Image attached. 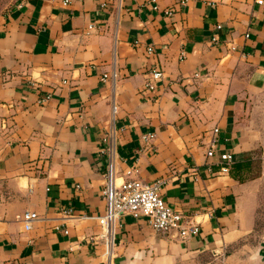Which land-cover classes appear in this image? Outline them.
Wrapping results in <instances>:
<instances>
[{"label": "crops", "instance_id": "obj_1", "mask_svg": "<svg viewBox=\"0 0 264 264\" xmlns=\"http://www.w3.org/2000/svg\"><path fill=\"white\" fill-rule=\"evenodd\" d=\"M152 70L160 79L148 91ZM263 93L264 0H25L1 10L0 264H211L221 252L222 264H264V231L252 252L247 243L258 194L220 173L218 159L250 162L259 130L248 101ZM109 178L163 181L162 200L198 233L181 240L122 216L107 261L95 218ZM24 212L37 216L28 231Z\"/></svg>", "mask_w": 264, "mask_h": 264}, {"label": "built area", "instance_id": "obj_2", "mask_svg": "<svg viewBox=\"0 0 264 264\" xmlns=\"http://www.w3.org/2000/svg\"><path fill=\"white\" fill-rule=\"evenodd\" d=\"M151 1L154 2L155 0ZM146 53L150 54L151 48H146ZM105 78L107 76L103 75L102 79ZM108 78L114 80V72ZM158 79H160V72L157 70L150 71L144 86L145 89L152 91L154 83ZM47 99L48 96H45L39 100V103L43 104ZM217 132V128L214 127L206 137L204 151L206 158H211L216 151ZM151 137V135L142 137L143 143H147ZM218 159L220 161L219 172L227 173L232 165L231 155L219 153ZM163 185V181L145 184L138 180H126L116 183L110 178L104 183L100 192V198L105 203V211L103 216L95 219L101 230L97 238L101 241L103 256L106 257L107 261L110 259L115 230L119 227V219L122 216H130L132 218L142 216L153 232L170 235L173 238L181 240L195 236L198 233V222L193 220L192 217L174 211L162 200L159 192ZM35 220H37V216L34 213L24 212L20 217L23 230L28 231L30 224Z\"/></svg>", "mask_w": 264, "mask_h": 264}, {"label": "rangeland", "instance_id": "obj_3", "mask_svg": "<svg viewBox=\"0 0 264 264\" xmlns=\"http://www.w3.org/2000/svg\"><path fill=\"white\" fill-rule=\"evenodd\" d=\"M21 1L25 0H0V11L7 10ZM248 103L252 109L255 127L259 130V140L253 149L252 159L248 168L241 174V181L252 182L254 190L258 194L257 207L254 212V224L249 232L250 239L247 242L250 246V252H252L254 246L261 240L264 231V93L249 99ZM224 254V252L219 253L218 258L211 260V264H222ZM250 255L252 256L253 253Z\"/></svg>", "mask_w": 264, "mask_h": 264}, {"label": "trees", "instance_id": "obj_4", "mask_svg": "<svg viewBox=\"0 0 264 264\" xmlns=\"http://www.w3.org/2000/svg\"><path fill=\"white\" fill-rule=\"evenodd\" d=\"M248 165L249 163L246 165H241V164H234L233 166L231 165L228 172L230 170L234 171V173H232V177L238 182H244L241 181V174L243 171H245L248 168Z\"/></svg>", "mask_w": 264, "mask_h": 264}]
</instances>
